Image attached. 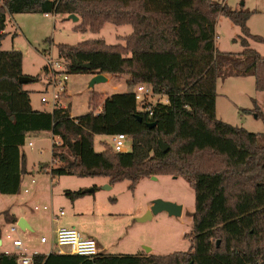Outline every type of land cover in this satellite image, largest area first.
<instances>
[{
	"label": "trees",
	"instance_id": "1",
	"mask_svg": "<svg viewBox=\"0 0 264 264\" xmlns=\"http://www.w3.org/2000/svg\"><path fill=\"white\" fill-rule=\"evenodd\" d=\"M23 12L81 15L84 32L99 33L109 21L131 25L125 44H108L103 38L60 44L59 57L69 73L126 74L130 87L145 84L168 102H156L150 115L139 110L133 90L106 98L93 91L91 110L76 117L71 106L33 109L30 92L19 82L25 75L22 51L1 49L7 14ZM219 15L241 28L242 52L218 49ZM250 15L213 0H0V194L20 193L27 173V134L44 130L61 139L53 144L54 160L60 163L50 170L54 177L103 176L110 184L128 180L134 191L143 178L171 175L183 177L195 192L192 228L184 235L191 242L188 251L37 253L35 264H264V133L217 117L224 66L237 76H253L256 90L264 91V56L249 42L264 43V34L251 33ZM87 63L90 69L83 67ZM154 122L156 126L148 125ZM117 133L132 140L129 151H116L108 143L102 152L95 150V135ZM66 193L73 200L86 194L82 189ZM3 214L8 223L17 222L9 210ZM17 258L0 252V264H18Z\"/></svg>",
	"mask_w": 264,
	"mask_h": 264
},
{
	"label": "rangeland",
	"instance_id": "2",
	"mask_svg": "<svg viewBox=\"0 0 264 264\" xmlns=\"http://www.w3.org/2000/svg\"><path fill=\"white\" fill-rule=\"evenodd\" d=\"M227 4L232 9L251 11L247 21L253 35L264 34V0H213ZM46 17L41 12H23L7 14L5 38L2 41V50L18 49L23 53V69L26 75L36 77L37 80L24 84V89L30 92L35 108L51 109V105L41 101L43 95L51 97L45 67L49 56L60 59L58 46L60 44L76 45L82 41L102 38L108 44H119L115 33L122 31L112 29L114 24H108L101 33L90 30L81 31V21H73L68 16L50 13ZM216 45L222 52L239 53L244 50L239 37L241 28L224 15L217 17ZM237 40V41H235ZM250 47L264 56V43L250 39ZM94 75L92 73H70L68 81V102L72 103L71 113L75 116L85 114L91 110L89 97L93 91L106 98L114 93L132 91L128 85L129 75H111L109 82L89 87ZM150 101L167 103V96L151 95ZM67 102V101H65ZM260 108L261 115L255 116ZM246 112L245 110H254ZM100 107L96 109V112ZM217 116L230 124L244 127L250 132L264 133V91L255 88L253 76H237L233 74L230 66L221 69L218 78L217 90ZM32 142L33 145H29ZM60 144L61 139L53 135L52 131L44 130L27 134L23 151L27 159L30 173L25 176L24 189L18 195L0 194V213L9 207L12 212L28 214L39 218L40 222L34 232H24L20 227L14 237H20L25 242L26 252L35 249L48 251L49 218L51 208L59 214L61 209L67 217L75 215L84 222L85 227L96 228L102 234L104 241L108 242V252L115 254L153 253L168 254L175 251H188L191 246L190 239L185 234L191 231V214L195 209V192L193 187L183 178L171 175H161L156 179L146 177L139 181L134 191L129 189L130 181L125 180L110 184L108 177H79L75 175L56 176L51 182V167H58L54 162L53 144ZM95 150L102 152L104 143L113 146L111 135H95ZM129 150L132 148V142ZM47 168V170H45ZM31 178L36 183L30 182ZM110 186V188L108 187ZM84 190L86 194L76 200L71 199L66 191ZM116 199V201H114ZM171 201L183 205V213L179 217L170 216L163 211L153 215L148 220H141L146 215L148 206L155 200ZM47 206L48 209H44ZM38 207V209H35ZM129 221V224L127 222ZM89 227V229H90ZM0 229L5 248L14 250L12 242L6 239L10 226L0 214ZM80 232H83L80 228ZM84 234V233H83ZM48 238L47 243L41 242V236ZM84 236V235H83ZM86 237V236H84ZM50 238V239H49ZM87 238V237H86ZM150 249V251H148ZM28 253V254H29Z\"/></svg>",
	"mask_w": 264,
	"mask_h": 264
},
{
	"label": "built area",
	"instance_id": "3",
	"mask_svg": "<svg viewBox=\"0 0 264 264\" xmlns=\"http://www.w3.org/2000/svg\"><path fill=\"white\" fill-rule=\"evenodd\" d=\"M45 15L49 17L50 13H46ZM46 67L47 80L49 87L51 88V97L43 95L41 101L44 104L51 105L53 109L61 107L63 108L64 106L61 103V98L67 92V84L70 76L68 66L61 59H54L53 57L49 56L47 58ZM151 95L154 94L149 86L145 84L137 85L135 90V97L138 103L139 110L147 111L150 115H152L153 106L155 104L150 101ZM99 112L100 110L96 113ZM112 137L113 147L116 151H129L128 143L132 142V140L127 134L117 133ZM29 145L32 146L33 143L30 142ZM33 182L35 181L33 180ZM26 192H28L27 189ZM36 209H38V207H36ZM44 209H48V207L44 206ZM64 214L65 211H60V216H63ZM58 218L59 217L57 216L54 217V219ZM18 228V223H14L10 226L9 231L6 234V239L12 242L14 250H6L4 253H16L18 255V264H35L33 256L37 254V252L33 254H27L23 240L14 237V233L17 232ZM41 242H48V238L45 236L41 237ZM51 244L53 246V249H58L60 253L67 251L68 254L94 256L99 252L96 240L84 237L77 228L70 226L59 227L55 233V236L51 239Z\"/></svg>",
	"mask_w": 264,
	"mask_h": 264
},
{
	"label": "crops",
	"instance_id": "4",
	"mask_svg": "<svg viewBox=\"0 0 264 264\" xmlns=\"http://www.w3.org/2000/svg\"><path fill=\"white\" fill-rule=\"evenodd\" d=\"M63 15H66V16H68V18L69 19H71L70 17H69V14H63ZM77 15V14H76ZM46 16V15H45ZM51 16V15H50ZM49 16V17H50ZM78 16V15H77ZM47 17V16H46ZM79 17V16H78ZM74 21V20H73ZM81 21V18L79 17V19H78V22H80ZM108 23H106L105 24V26L107 25ZM104 26V27H105ZM112 29H114V30H118V29H120L121 31H122V34H120V33H115V35H116V37H115V39H116V41L117 42H119V44H125V40H124V37L125 36H127V35H129V34H131L132 32H133V27L131 26V25H129V24H126V25H115L114 24V27H112ZM102 31V30H101ZM101 31L99 32V33H101ZM101 38V37H100ZM103 39H105L104 37H102ZM105 41L107 42V40L105 39ZM2 45V44H1ZM114 45H116V44H114ZM47 66V65H46ZM45 71H46V69H45ZM23 73L26 75V72L24 71V69H23ZM47 74V73H46ZM93 75H95V74H93ZM106 75V77H107V81L106 82H109V78H110V74H105ZM255 79V78H254ZM129 80V79H128ZM90 87V86H89ZM135 90H136V87L133 89V91L135 92ZM217 90H218V85H217ZM67 96H70L69 94H68V84H67V92L65 93V95H63V97L61 98V103L63 104V106L64 107H67V106H71V109H72V103L71 102H68V98L69 97H67ZM161 96H164V95H161ZM65 101H67V102H65ZM90 104V103H89ZM31 105H32V107H33V109H35V110H47V111H52L53 110V108H51L50 110L49 109H45V108H35L34 107V104H33V100L31 99ZM52 107V106H51ZM258 107L259 106H257L256 108L258 109ZM100 109H101V107H100ZM258 111L260 112L261 111V109L259 108L258 109ZM89 112V111H88ZM88 112H86V113H88ZM257 114V113H256ZM71 116L72 117H76L75 115H73L72 113H71ZM258 116V115H257ZM218 117V116H217ZM111 136H113V135H111ZM30 143V142H29ZM54 162H55V160H54ZM52 168V167H51ZM51 168L49 169V170H51ZM45 170H47V168H45ZM30 173V171H29V168L27 167V173L25 174V176L26 175H28ZM25 176L23 177V181H22V186H21V191L24 189V192L25 193H28L29 192V188H27V187H25L24 186V182H25ZM54 179H56L52 174H51V182L53 183V181L52 180H54ZM33 180L35 181V182H33ZM30 182L32 183V184H35L36 183V179H34V178H31V180H30ZM26 189L28 190V192H26ZM21 191H20V193H21ZM19 193V194H20ZM3 195H5V194H3ZM14 195H18V194H14ZM116 201V200H115ZM150 207L151 206H148L147 207V209H150ZM11 208L12 207H9V208H7L6 210H3L0 214H2V216H4V218H5V222L7 223V225H9V226H11L12 225V223L10 224V223H8L7 222V218H6V216L3 214L4 213V211H8L9 210V212H10V214L11 215H14L16 218H17V222L16 223H18V221H19V219L20 218H24L25 219V221L27 222V224L29 225V227H27L26 229H22V230H24V232H34V229H35V227L37 226V224L40 222V219L39 218H35V217H33L32 216V213H31V215L30 214H28L26 211L27 210H24L23 212H21L20 214L19 213H17V212H12V210H11ZM36 209V208H35ZM51 216H50V218H49V231L51 232V236H50V238H53L54 236H55V233H56V231H57V229L59 228V227H62V226H70V227H75V228H77L79 231H81L80 230V228L81 229H83L82 231L83 232H81V234L82 235H84V236H86L87 238H92V239H94V240H96V242H97V244H98V248H99V251H102V252H106V253H110V252H108V247H109V244H108V242H106V241H104V239L102 238L103 236H102V234H101V232H99L96 228H93V227H90V229H89V227H85L84 226V222L82 221V220H80L79 218H78V216L76 217L75 215H73V216H70V217H67V213L65 212V214L63 215V216H60V211H65L64 209H61L60 211H59V214H57V213H55V211L53 210V208H51ZM55 216H57V217H59L58 219H54V217ZM14 224V223H13ZM127 224H129V221L127 222ZM2 230L0 229V252H5L6 250H9V248L8 247H6L5 248V243H4V240H3V238H2ZM84 233V234H83ZM43 236H45V235H43ZM43 236H41V237H43ZM16 238H18V239H22V238H20V237H16ZM49 238V239H50ZM23 240V239H22ZM41 240V239H40ZM23 243H24V245H25V242H24V240H23ZM47 243V242H46ZM26 247V246H25ZM25 249H28V248H25ZM35 252H37V253H43V254H49V253H51V252H59L58 251V249H53V246H52V244H51V242H50V240H49V249H48V251H46V252H44V251H41V250H39V249H35L33 252H31V253H29V254H33V253H35ZM27 253V254H28ZM60 253V252H59ZM63 253H68L67 251H65V252H63ZM144 253H147V252H144ZM148 254H150V253H148Z\"/></svg>",
	"mask_w": 264,
	"mask_h": 264
},
{
	"label": "water",
	"instance_id": "5",
	"mask_svg": "<svg viewBox=\"0 0 264 264\" xmlns=\"http://www.w3.org/2000/svg\"><path fill=\"white\" fill-rule=\"evenodd\" d=\"M69 17L71 19H73L74 21H78V19H79V17L76 14H70ZM83 67L90 69L91 65L89 63H87V64H83ZM31 80L32 79L30 76L23 75L22 77H20L19 82L21 84H26V83L31 82ZM106 81H107L106 75L103 73H98V74L94 75V77L90 81L89 86L91 88H93L96 84L103 83ZM255 116L257 117V114H255ZM138 118L140 121L143 120L142 116H140V115H138ZM148 125L150 127H154V126H156V122L149 123ZM160 143H161V147H162L163 151L167 152L169 150L168 145L163 140H161ZM153 178L156 179L157 176H153ZM108 187L110 188V186H108ZM183 209H184L183 205H181V204L158 199V200L154 201L153 205L147 211L146 215L141 218V220H148V219L152 218L153 215L158 214V213L163 212V211L167 212L170 216L179 217L182 215ZM18 225L22 229H26L27 227H29V225L27 224V222L25 221L24 218L19 219ZM218 243H219V241H218ZM148 251H150V249H148Z\"/></svg>",
	"mask_w": 264,
	"mask_h": 264
}]
</instances>
